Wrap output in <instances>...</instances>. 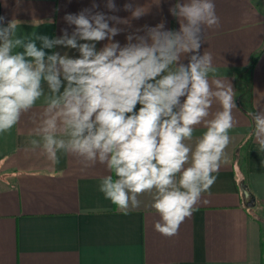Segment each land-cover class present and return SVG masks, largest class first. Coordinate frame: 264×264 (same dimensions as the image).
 Wrapping results in <instances>:
<instances>
[{
    "label": "clouds",
    "instance_id": "9594fccd",
    "mask_svg": "<svg viewBox=\"0 0 264 264\" xmlns=\"http://www.w3.org/2000/svg\"><path fill=\"white\" fill-rule=\"evenodd\" d=\"M97 7L66 14L74 30L55 38L21 35L18 20L5 25L0 16V134L31 113L30 150L53 163L64 153L85 168L104 165L108 174L98 190L115 211L128 215L140 207L139 197L150 194L149 206L159 216L154 229L171 237L215 183L237 124L232 85L215 76L210 52L200 54L204 29L220 24L215 4L176 0L169 12L179 30L144 26L124 45L114 40L124 31L115 25L129 20ZM106 7L119 11L114 0ZM124 10L133 19L147 12L132 0ZM57 47L79 55L46 51ZM247 115L253 124L248 137L264 151V108ZM198 127L204 131L194 138Z\"/></svg>",
    "mask_w": 264,
    "mask_h": 264
},
{
    "label": "crops",
    "instance_id": "0c3cea01",
    "mask_svg": "<svg viewBox=\"0 0 264 264\" xmlns=\"http://www.w3.org/2000/svg\"><path fill=\"white\" fill-rule=\"evenodd\" d=\"M114 2L117 12L107 9V0H0V16L5 25L18 20L21 35L37 31L55 38L63 29L74 30L66 14L95 3L94 11L129 20L115 25L124 29L114 38L121 45L144 26L179 30L169 12L176 0H132L147 11L139 19L124 10L129 0ZM213 2L220 24L204 29L200 54L210 52L215 76L232 85L237 124L215 183L177 234L166 237L154 229L159 216L149 206L150 194L139 197L140 207L128 215L116 212L98 190L108 174L104 165L85 168L64 153L53 163L30 150L34 124L28 113L10 133L0 134V264H264V151L248 137L253 124L247 115L264 108V0ZM46 51L79 55L63 47ZM41 108L38 101L34 111ZM203 131L198 127L194 138Z\"/></svg>",
    "mask_w": 264,
    "mask_h": 264
},
{
    "label": "water",
    "instance_id": "95a60500",
    "mask_svg": "<svg viewBox=\"0 0 264 264\" xmlns=\"http://www.w3.org/2000/svg\"><path fill=\"white\" fill-rule=\"evenodd\" d=\"M244 194H245L246 197H249V192H248L246 189H244ZM253 202H254V199L251 198V199L248 201V204H249V205H252Z\"/></svg>",
    "mask_w": 264,
    "mask_h": 264
},
{
    "label": "trees",
    "instance_id": "16d2710c",
    "mask_svg": "<svg viewBox=\"0 0 264 264\" xmlns=\"http://www.w3.org/2000/svg\"><path fill=\"white\" fill-rule=\"evenodd\" d=\"M256 59H257V57L255 56V57L253 58V60H252L251 65H253V64L255 63Z\"/></svg>",
    "mask_w": 264,
    "mask_h": 264
}]
</instances>
